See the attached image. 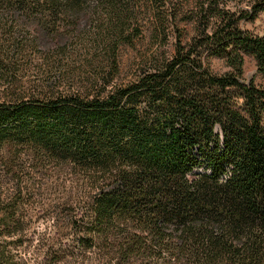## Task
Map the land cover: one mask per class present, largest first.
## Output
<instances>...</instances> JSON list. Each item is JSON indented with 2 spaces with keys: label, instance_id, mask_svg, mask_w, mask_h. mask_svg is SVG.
<instances>
[{
  "label": "trees",
  "instance_id": "16d2710c",
  "mask_svg": "<svg viewBox=\"0 0 264 264\" xmlns=\"http://www.w3.org/2000/svg\"><path fill=\"white\" fill-rule=\"evenodd\" d=\"M178 2L0 0V264H264V0Z\"/></svg>",
  "mask_w": 264,
  "mask_h": 264
},
{
  "label": "rangeland",
  "instance_id": "374dc122",
  "mask_svg": "<svg viewBox=\"0 0 264 264\" xmlns=\"http://www.w3.org/2000/svg\"><path fill=\"white\" fill-rule=\"evenodd\" d=\"M164 0H156V6L157 7H161L162 5H164L165 3H163ZM172 3L176 4L177 0H170ZM188 1V0H186ZM192 1V0H189ZM179 4H182L184 6V10H187V2H185V0H179L178 2ZM244 6V5H243ZM180 16L183 15H179L178 19L181 18ZM240 28L247 30L255 35L258 36H263L264 35V14H260L254 21H242L240 23ZM192 33H190L191 35ZM189 36V35H188ZM186 35V39L188 37ZM157 46H153V48L155 49ZM152 48L150 47V45L148 44V40H144V42L140 43L139 45H137L135 50H128L126 52H124V57H123V74L125 77L131 78L134 72V69L137 65V60H134V58L136 56H138V53L143 55L145 53H148ZM210 67L211 70L219 75L224 74L225 72L228 71V68L225 66L223 60L221 59H211L210 60ZM241 82L243 84H249L250 82H252L256 88L258 89H263L264 90V79L262 78V76L260 74H258L256 72V63L255 60L250 57V56H245L244 57V72H243V77ZM61 179H63V176H61ZM43 194V199L46 200V205L51 201V198H53L55 195H51L50 191H42ZM38 199V198H37ZM39 200V199H38ZM43 203H36V204H32L30 206L31 209L35 210L36 212L40 213V214H44V211L41 209L47 208L46 205H42ZM40 209V210H39ZM44 226L42 221H36L33 224V228H42ZM33 247H31L32 249ZM31 249H27L28 253L31 254ZM27 254L25 256V258L28 261V264H34L33 263V259L32 257Z\"/></svg>",
  "mask_w": 264,
  "mask_h": 264
}]
</instances>
